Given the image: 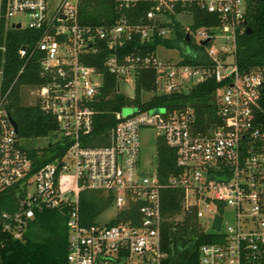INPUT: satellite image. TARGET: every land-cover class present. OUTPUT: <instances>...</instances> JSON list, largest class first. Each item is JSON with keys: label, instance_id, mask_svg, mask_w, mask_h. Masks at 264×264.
<instances>
[{"label": "built area", "instance_id": "obj_1", "mask_svg": "<svg viewBox=\"0 0 264 264\" xmlns=\"http://www.w3.org/2000/svg\"><path fill=\"white\" fill-rule=\"evenodd\" d=\"M113 1L114 20L103 17L95 23L82 21L81 0H6L7 25L19 24L38 35L18 48L25 60L20 72L30 60L38 65L40 81L25 85L31 101L27 104L37 103L50 113L57 128L39 137L42 144L33 145L54 151H39L36 160L46 161L37 166L10 122L6 95H0V247L21 239L36 213L67 208L68 264H160L166 257L161 248V191L180 187L182 211H194L202 228L212 233V240L199 246V264H264V131L257 119V111L264 112V68L247 73L237 68L244 0ZM192 1L219 19L195 29L181 23L189 36L184 43L196 49L174 47L179 51L175 60L160 59L159 45L150 53L125 51L136 39L143 43L172 37L171 15L176 21L178 15H188L192 22V12L183 8ZM143 3L149 7L139 15ZM177 5L182 7L178 12ZM130 10L131 17L126 13ZM194 50L199 63L184 62ZM92 60H100L116 76V92L130 99L145 69H154L158 94L186 92L212 79L219 84L214 91L218 119L203 131L195 126L191 106L143 107L142 94L147 92L141 89L138 103L123 106L132 108L130 114L123 115V107L113 112L116 122L108 144L90 145L94 115L105 98L104 74ZM129 83L133 96L125 93ZM141 128H152L175 151L180 171L166 181L158 175L157 162L151 168L140 164ZM82 190L112 193L105 221L99 220L103 211L94 223L81 222ZM118 214L122 219L109 223ZM216 215L221 218L217 229Z\"/></svg>", "mask_w": 264, "mask_h": 264}, {"label": "trees", "instance_id": "obj_2", "mask_svg": "<svg viewBox=\"0 0 264 264\" xmlns=\"http://www.w3.org/2000/svg\"><path fill=\"white\" fill-rule=\"evenodd\" d=\"M6 0H0V95H6V109L17 125V135L31 140L52 134L57 128L56 121L50 113H46L37 103L25 104L21 99V87L40 81L38 65L30 60L20 72L25 60L20 57L18 48L28 45L38 38L37 32L27 28H14L7 25L4 18ZM149 4H140L138 14L147 10ZM192 12V29L200 26H211L219 22L215 14L200 8L195 2L183 7ZM182 9L177 5L175 11ZM131 17V10L126 12ZM80 17L82 21L102 22L104 17L110 22L116 17L113 0H81ZM170 23L173 36L168 39L154 38L140 43L137 39L129 43L125 51L137 50L141 53L154 52L162 44L167 47H177L182 50V44L196 49L191 42L184 43L185 28L180 21ZM132 17V22H135ZM243 25L249 27L250 32L243 31L236 37L235 61L240 73H247L251 69L264 68V0H244ZM186 55L184 62L199 63L200 55L196 53ZM104 74L102 87L104 100L94 115L93 129L89 140L90 145L108 144L110 129L115 124L113 112L125 104L138 103L140 90L152 93L143 103V107L167 105L169 107H183L189 105L195 113V126L206 131L214 121H217L214 91L219 85L212 79L193 85L186 92L170 94L155 93V71L145 69L136 78V95L133 99L116 92V76L108 73L101 61L92 60ZM264 108V98L260 100ZM257 119L264 131V112L257 111ZM258 145H261L258 142ZM53 147H34L25 144V149L40 165L36 157L41 151L44 155ZM157 172L162 181L180 171L175 164V151L169 147L162 137L156 140ZM183 189L180 187H165L161 191V210L164 217L161 229V248L166 253L160 264H199V246L212 240V233L205 231L194 211H182ZM113 195L110 192L82 190L79 193V213L83 224L94 223L96 217L112 205ZM133 209V208H132ZM121 213V212H120ZM109 223L122 219L118 214ZM67 208L47 209L36 213L21 239L7 240L0 247V264H68L66 253L68 247V229L66 226ZM38 228L39 233L33 234Z\"/></svg>", "mask_w": 264, "mask_h": 264}, {"label": "rangeland", "instance_id": "obj_3", "mask_svg": "<svg viewBox=\"0 0 264 264\" xmlns=\"http://www.w3.org/2000/svg\"><path fill=\"white\" fill-rule=\"evenodd\" d=\"M178 20L183 23L184 25H189L191 23V17L188 15H178L177 16ZM195 39L198 41L199 38L196 35ZM218 45V44H217ZM156 55L163 60L171 59L175 60L179 57V51L176 48L173 47H164L162 45H159L156 49ZM125 93L128 96H133L134 95V86L133 83H129L128 85L125 86ZM149 93H143L142 97L144 99H147L149 97ZM29 98V93L26 89L25 86L21 87V99L22 102L27 104L30 103L31 101L28 99ZM131 107H123L121 112L123 115H128L132 112ZM140 135V153H139V161L140 164L143 168H151L155 165L156 162V140L157 136L155 131L152 128H141L139 131ZM25 143L31 144V145H38L42 144L43 140L40 138L37 139H31V140H26L24 139ZM48 154H53L54 151L48 149L47 150ZM203 206V204H201ZM108 213L104 211L100 217V221H105L107 219ZM226 218L230 220V216L226 215ZM39 233L38 228L33 229V234L34 233Z\"/></svg>", "mask_w": 264, "mask_h": 264}, {"label": "water", "instance_id": "obj_4", "mask_svg": "<svg viewBox=\"0 0 264 264\" xmlns=\"http://www.w3.org/2000/svg\"><path fill=\"white\" fill-rule=\"evenodd\" d=\"M16 27L18 28V27H19V24H17ZM245 32H247V33L250 32L249 27H246V28H245ZM185 40H186V41L189 40L188 33H186V35H185ZM10 122L12 123V125H13L15 131H17V125H16L15 121H14L11 117H10ZM220 220H221L220 216H219V215H216V217H215V219H214V223H213V227H214L215 229H217V228L219 227Z\"/></svg>", "mask_w": 264, "mask_h": 264}]
</instances>
